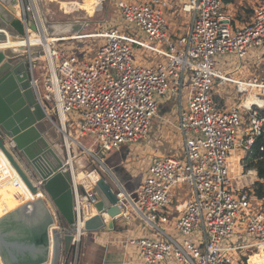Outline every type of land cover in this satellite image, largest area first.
<instances>
[{
  "label": "built area",
  "instance_id": "1",
  "mask_svg": "<svg viewBox=\"0 0 264 264\" xmlns=\"http://www.w3.org/2000/svg\"><path fill=\"white\" fill-rule=\"evenodd\" d=\"M17 1V16L28 36L34 32L31 22L37 32L44 31L37 0ZM106 2L101 1L94 15L104 11ZM175 9L192 17L191 29L178 37L169 30L165 16L166 10ZM115 10L119 24L93 34L96 37L70 38L104 39L81 64L76 55L58 48L56 43L61 39L53 38L56 41L48 44L47 73L40 80L35 69L42 52L45 54V45L42 52H30L36 56L30 65L34 90L48 115L56 116L59 134L77 140L67 118L68 113L77 111L81 117L78 135L88 138L92 146L77 141L72 152L68 144L67 163L74 159L66 168L75 199L72 249L77 258L73 264L78 263L81 243L88 236L86 221L98 213L94 184L103 176L118 198L120 214L114 219L125 224L142 220L152 233L129 240L138 248L142 264H233V252L244 258L249 254L246 264H260L256 259L264 257V199L249 194L246 187L237 194L232 192L230 159L239 151L247 154L264 132V100L258 105L250 100L256 90L264 91V79L235 78L224 66L232 68L238 62L236 70L240 71L244 60L257 55L256 61L264 62V0L256 3L252 19L242 25L234 23L224 0H117ZM2 32L9 37L0 28ZM137 50L153 61L144 63L143 57L140 63ZM228 85L234 86L237 96L233 99L237 102L229 107L216 100L217 87ZM173 101L178 102L175 114L181 152L153 158L135 190L129 191L103 158L126 145L150 141L161 104ZM165 118L164 123H169ZM0 134L6 150L37 191L30 189L1 148L0 183L8 181L20 191L22 202L17 208L43 202L60 223L42 181L26 164L15 142L1 129ZM80 149L100 166L80 170ZM241 163L242 159L240 169L244 171ZM247 175L256 177L257 173L251 170ZM179 187L186 189L191 199L180 212L173 236L167 227H172L170 208ZM239 264H245L241 258Z\"/></svg>",
  "mask_w": 264,
  "mask_h": 264
},
{
  "label": "water",
  "instance_id": "2",
  "mask_svg": "<svg viewBox=\"0 0 264 264\" xmlns=\"http://www.w3.org/2000/svg\"><path fill=\"white\" fill-rule=\"evenodd\" d=\"M44 28L50 37L80 35L90 23L85 21H67L51 23L42 0H37ZM17 0L9 4L0 0V28L13 40L28 39V32L17 16ZM31 19V16H30ZM30 28L37 27L31 22ZM9 37L0 34V43ZM42 46H31L29 52H42ZM30 54L20 56L14 50H0V129L11 138L33 174L43 183L49 194L60 223L50 215L43 202L32 206H22L0 218V255L4 264H41L49 258L46 245L51 237L53 242L51 264H59L63 256L71 249L75 226V199L72 190L70 172L66 170L67 159L60 147L61 137L57 128V118L48 115L37 98L30 73ZM0 148L4 150L12 164L33 192L37 189L24 169L6 150L5 138L0 134ZM98 202V213L92 214L86 221L85 232H98L116 225L114 219L120 214L116 203L117 195L106 177L94 184ZM112 218L111 223L102 215ZM26 215L30 217H26ZM25 218H24V217ZM22 218V219H21ZM38 223V224H37ZM50 223H53L49 234ZM33 225L36 231H33ZM15 231V232H14ZM46 248V249H45ZM26 251L31 252L25 254ZM14 259L11 263L10 260ZM35 259V260H33ZM264 263V257H259Z\"/></svg>",
  "mask_w": 264,
  "mask_h": 264
},
{
  "label": "rangeland",
  "instance_id": "3",
  "mask_svg": "<svg viewBox=\"0 0 264 264\" xmlns=\"http://www.w3.org/2000/svg\"><path fill=\"white\" fill-rule=\"evenodd\" d=\"M43 1V6L47 15V19L49 22L51 23H59V22H67V21H85V22H89L90 25L89 27H87V29L82 32L80 35H65V36H59V37H51V38H58L61 39L60 42L56 43V45L58 46V48L60 49H64L66 50V54L67 55H76L79 58V62L81 64V62L83 61L84 58H89V57H84V56H90L93 55L96 48L101 45L104 42V39H95V38H80V39H70L71 37L74 36H83V35H93L95 33H99L102 30H107L110 27H113L115 25H117L118 23H120V18L116 13L115 10V1L116 0H107V2L104 4V11L102 13H97L94 15V13L96 12V8L97 6L101 3L102 0L97 1V0H42ZM237 5L239 7H244V5L247 6V1L248 0H236ZM262 2V0H260ZM96 2V3H95ZM239 2H242V6H240ZM250 8V7H249ZM179 10V9H178ZM165 16L168 20V25H169V30H171V23H170V19H169V14L168 11H165ZM235 17H244V18H249L252 16V11H243V13L241 11L235 12ZM174 20H177V23H182L184 21V19H182L179 16H176L174 18ZM122 21V20H121ZM184 23H182L181 25H183ZM183 32V31H182ZM64 38V39H63ZM63 39V40H62ZM42 58L40 61H38L36 63L37 68L35 69V74L36 77H40L39 79L42 80L41 75L42 74H46L47 73V66H48V61H47V56L42 52L41 54ZM137 57H138V61L141 63V60L143 57H146V54L141 51V50H137ZM256 58H247L246 60L243 61V65L240 68V71H237L236 68L239 66L238 62H235L234 67H229V66H224V69L226 71H228L233 77L235 78H239V79H251L253 77H261L262 79H264V62H262L261 64H259L256 61ZM264 61V60H263ZM138 63V64H140ZM230 86V85H229ZM221 89H217V99L219 100V102H224L223 104H226L227 100H229L231 102V104H233V99L236 96L235 93V88L234 86H232V88H230V92L229 90H224V94L220 91ZM219 92V94H218ZM220 95H224V99L221 100V96ZM253 95H255L257 97V99H259L260 101L264 100V91L263 90H256ZM185 97H187L185 95ZM226 97V98H225ZM229 98V99H228ZM237 102V101H234ZM178 102L173 101V102H166V103H162L160 110H159V117H157L154 121H153V131H152V135H151V141L154 144H151V146H155L152 147V149L156 148L157 145V150L158 152H151L150 150H148V148L145 150V148H141L140 146L136 145H129L130 148L129 149V161L127 163V167H123V165H121V167H123V169H121L120 171V175L119 177H121L123 180V182H125L126 184H128V186L131 188V186H133L135 184V182L138 181L137 178H142V174H140V167L141 166H146V164H148L149 162H145V160H151L152 158H155L156 156L162 155V154H172V153H176V152H181L182 149V139L178 133L177 130V114H175L176 112V108H177ZM187 106V104L185 103V107ZM169 108H175L173 110L169 111ZM264 109V108H263ZM174 112V114L172 113ZM166 118H168V120H170V124L168 125V123H164V121L162 120V118H164L165 116ZM67 118L72 121V127H70L69 129L72 130V132L74 133V136L77 137V140L82 142L84 145H86L87 147H92L91 146V142L88 138H83L80 135H78V122L81 119L80 117V113L77 111H73L67 114ZM161 118V119H160ZM61 137V142H60V147L61 149L64 151L66 159L68 160V143L66 142V138L63 134H59ZM159 136V137H157ZM70 149L73 152L74 149H76V145L73 144L70 140ZM144 149V150H143ZM125 150V148H122L121 151ZM80 157L79 159L82 160V168L80 170H85V171H89L91 168L100 166L99 162L96 161L93 157H91L90 155L86 154L84 152L83 149L78 150ZM114 153V152H113ZM245 153L243 151H239L235 156L231 157L230 159V165H231V173L230 176L232 177V179H234L231 183V189L232 192L237 194L238 191H240L243 188H249L247 187L248 185H251L255 182L256 177L255 176H250L247 175V171H241L240 169V159H243L245 157L244 155ZM99 155H101V153H99ZM244 155V156H243ZM119 159H122L119 157ZM108 164H109V157L104 159ZM233 161V162H232ZM130 162V163H129ZM122 163V161H121ZM120 161L118 160L115 163V166H119V164H121ZM126 166V164H125ZM242 166V163H241ZM126 169V170H125ZM83 171H81L82 173ZM105 172V171H104ZM246 174H242L245 173ZM131 173H134L135 176H133V182L129 181V179H125L124 176H127L128 178L131 177ZM106 175V173H104ZM141 180V179H140ZM4 187H8L11 185L6 186L3 185ZM250 186V187H251ZM130 190V189H129ZM183 192L182 188H176L174 190V198L175 200L178 198H182L183 196ZM185 193V192H184ZM6 200V201H5ZM19 197L17 195H15L12 192L7 193V195H5L2 203L4 204H10L14 201H19ZM174 200V202H175ZM9 201V202H8ZM181 205L180 204H176L175 206H173V208L171 210H173L174 212L178 213V210H180ZM3 210H6L5 208ZM29 217V216H28ZM22 219V218H21ZM172 221L171 224H174L171 226H168L167 229L168 231H170V234L175 236L176 230L175 228V222L173 219V216L171 217ZM60 220V219H59ZM178 220V219H177ZM61 222V221H60ZM137 226H142L144 228H147L149 230V228L144 224V222L142 220H137L136 224ZM156 234V233H155ZM83 244L84 241L81 243V249L79 251L78 254H80V258L77 264H82L83 261V257H82V253H83ZM51 248V246H50ZM52 250H53V246H52ZM31 254V252H29ZM249 255V254H248ZM248 255L247 258H244L241 256L240 253L238 252H233L232 253V257L234 258V263L233 264H239V260L240 258L242 259V261L246 264L248 261ZM52 257V252L49 255V260L46 263H41V264H50L51 262V258ZM77 258V251L75 249H71L70 253L67 256H63L61 259V262L59 264H73V261H75V259ZM0 264H4V261L2 259V257L0 256Z\"/></svg>",
  "mask_w": 264,
  "mask_h": 264
},
{
  "label": "crops",
  "instance_id": "4",
  "mask_svg": "<svg viewBox=\"0 0 264 264\" xmlns=\"http://www.w3.org/2000/svg\"><path fill=\"white\" fill-rule=\"evenodd\" d=\"M97 1H100V0H97ZM116 1H115V4H116ZM258 1H260V0H248L246 3L247 6L244 5V7H239L236 3L237 2L236 0H233L232 2H227V0H224L225 5L227 7V10L233 16L234 23L237 25H242L246 21L252 19L253 15H254V6L256 5V3ZM115 4H114V6H115ZM239 4H240V6H242L241 5L242 2H239ZM234 10L237 13H238V11H241L243 13V11L245 12L246 10L247 11L251 10L252 16L249 18L235 17ZM168 14H169V19H170V23H171V28H170L171 30L170 31L174 36L178 37L182 34L187 33L191 29L192 17L190 14L183 13L181 11V9L169 10ZM176 16H179L182 19H184V21L182 22V23H184L183 25H181L182 24L181 22L177 23V20L176 21L174 20V18ZM256 57H258V55ZM142 61L144 63H151L153 61V58L152 57H146ZM230 88H232V85H230V86L228 85V86H224V87H217V89H221L220 91L223 94H224V90H227V91L229 90V92H230ZM218 94H219V92H218ZM216 95H217V91H216ZM220 96H221V100H223L224 95H220ZM254 97L257 98L256 96H254ZM216 100H217V102H219V100L217 99V96H216ZM219 103L222 105L228 106V107L230 105H232L229 100H227L226 104H223L224 102H222V103L219 102ZM173 109L174 108H169V111L173 110ZM165 119L168 121V118H165ZM168 125H171V124L168 123ZM157 137H159V136H157ZM154 143L150 140L147 143H141V144H137V145L140 146L141 148H145V150L148 148V150H150L151 152L152 151L158 152L157 145H156V148L152 149V147H155V146H151V144H154ZM130 146L129 145L124 146L123 148H125V150H123V151H121L122 149H120V150L112 151V152L106 154L104 156L103 160L109 157V164L104 160L107 167L127 187L128 190L130 189L129 191H134L135 188L137 187L138 183L140 182V179L143 178L148 164L150 163V161L153 158L151 160H148V159L145 160V162H149V163L146 164V166H141L139 168L140 174H142V178L140 175V178H137L138 181L135 182V184L133 186H131V188H130L128 186V184L123 182L122 181L123 179L121 177H119V176H121L120 175L121 169H123V167H127V163L129 161V156H128L129 155V149L132 148ZM128 147H130V148H128ZM235 154H237V153H235ZM119 157L122 159H119ZM118 160L120 161V163L122 161V163L119 164V166H115V163ZM125 164H126V166H125ZM121 165H123V167H121ZM0 166H3V163L1 161H0ZM106 174H107L106 176L109 179H111V177L108 176L109 174L108 173H106ZM131 176H132V178L131 177L128 178L127 176H124V178L129 179V181L133 182V176H135L134 173H131ZM5 184H6V186L11 185V183H9L7 181L4 183H1L0 187L5 188L3 186ZM182 191L185 192V193L183 192L182 198H178L176 200L174 198L175 202L173 201V206H175L176 204L181 205V208H180V210H178V213L171 210L173 208V206L170 208L171 215L173 216V219L176 222H177V219L180 215V212L185 209L188 201L191 199V194L186 193V189L183 188ZM20 204H21L20 201H14V202L10 203L9 205H12V207H16V209H17V207ZM11 210L13 212L15 209H11ZM3 211L4 210H2L0 213H3ZM7 214H9V212L3 214V216H1V217H4ZM107 221H109V220H107ZM176 222H175V224H176ZM135 224H136V222L131 223V224H125L122 221H117L116 225H113L112 227L103 229V230L98 231V232L88 233V236L85 238L84 244H83V261H82V264H142V259H141L138 248L136 246L130 245L129 240L139 238V237H142L144 235H148L151 233V231H148L147 228H144L142 226L139 227ZM172 225H174V224H172Z\"/></svg>",
  "mask_w": 264,
  "mask_h": 264
},
{
  "label": "bare ground",
  "instance_id": "5",
  "mask_svg": "<svg viewBox=\"0 0 264 264\" xmlns=\"http://www.w3.org/2000/svg\"><path fill=\"white\" fill-rule=\"evenodd\" d=\"M9 4H12V0H7ZM45 1V0H44ZM16 8H17V4H16ZM19 8H17L18 10ZM18 14V12H17ZM42 17V16H41ZM43 21V19H42ZM43 27H44V22H43ZM44 31H40V32H33L29 35L28 39H18V40H13L12 37L9 35V40L6 41L5 43H0V47L3 48V49H10V50H14L16 51L17 53L20 54V56H25L27 54H30V57L31 58H34L36 57L34 54L30 53L28 51L29 47L31 46H43L45 45V48H46V51H45V54L46 56H49L50 55V46L48 45L51 41H56L54 40L53 38H51L47 32H46V29L44 28L43 29ZM88 37H96V36H88ZM76 37H74L75 39ZM251 102H253V104L255 105H258V104H262L263 101H260L259 99L255 98L254 96H251L250 98ZM58 130V129H57ZM61 130V129H60ZM62 131V130H61ZM70 140L73 144H75L76 146L78 145V140H76V138H71V135H66V141L68 142L69 146H70ZM78 141V142H77ZM236 154L233 153V156H235ZM232 156V157H233ZM68 165L72 166L74 164V159H70L69 162L67 163ZM1 167V166H0ZM232 178V177H231ZM234 179H232L233 181ZM1 185V183H0ZM9 192H12L14 193L15 195H17L19 197V201L22 202V196H21V193L18 189H16L15 187L13 186H8V187H5V188H1L0 187V212L6 208V210L3 211V213H0V218L1 216H3V214L9 212L11 213L12 210L11 209H16V207H12V205H9V204H4L2 202L5 195H7V193ZM6 201V200H5ZM9 202V201H8ZM93 213H96V210L93 209ZM24 217V216H23ZM26 217H28V215H26ZM30 217V216H29ZM25 218V217H24ZM108 222L111 223V220L108 218ZM38 224V223H37ZM53 223H50V227H49V234L51 233L50 230H51V227ZM33 231L35 230L36 231V226L33 225ZM15 232V231H14ZM52 238L49 237L48 238V241L49 243L46 245V248H47V252H49V255L50 253L52 252V246H53V242L51 240ZM51 246V248H50ZM45 248V249H46ZM25 254H30L29 251H26ZM1 256V255H0ZM32 255L30 254V257ZM2 257V256H1ZM52 258V257H51ZM259 258L256 259V261L259 263ZM35 260V259H33ZM254 260V259H253ZM14 261V259H11L10 262L12 263ZM51 264V262H50ZM264 264V263H263Z\"/></svg>",
  "mask_w": 264,
  "mask_h": 264
},
{
  "label": "trees",
  "instance_id": "6",
  "mask_svg": "<svg viewBox=\"0 0 264 264\" xmlns=\"http://www.w3.org/2000/svg\"><path fill=\"white\" fill-rule=\"evenodd\" d=\"M233 0H227L232 2ZM264 115V109L261 110ZM245 171H256L257 177L250 188H246V192L255 195L259 200L264 199V132L256 140L251 150L242 160Z\"/></svg>",
  "mask_w": 264,
  "mask_h": 264
}]
</instances>
